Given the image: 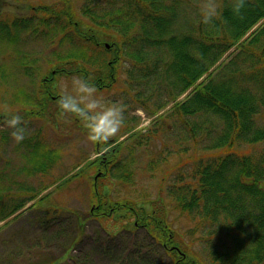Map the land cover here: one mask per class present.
<instances>
[{
	"label": "trees",
	"instance_id": "1",
	"mask_svg": "<svg viewBox=\"0 0 264 264\" xmlns=\"http://www.w3.org/2000/svg\"><path fill=\"white\" fill-rule=\"evenodd\" d=\"M101 1L84 0L82 20L74 18L70 0H64L67 6L60 11L36 7L35 14L50 15L41 19L49 30H39L29 17L13 25L0 23V38L14 41L12 36L31 28L40 38L47 35L54 40L60 29L63 40L57 46L69 47L58 52V58L98 90L117 82L121 63L132 65V81L141 85L153 82L147 100H152L164 86L173 103L172 115L183 116L186 133L180 137L190 142L186 146L182 141V149L176 152L190 151L189 155L174 170L166 168L174 172L167 195L175 201L178 211L192 219L201 216L208 220L202 227L210 222V227L215 226L212 234L226 235L227 240L220 236L216 242L208 240L206 259L193 250L194 243L187 241L183 233L162 223L168 215L163 199L151 202L154 208L148 211L145 206L134 207L137 202L112 200L110 193L104 194L103 190L96 193L99 204L95 216L122 212L127 217L130 212L135 213L138 223L148 228L174 264H264V151L250 152L245 147L264 141V124H259L264 116V0H246L240 16L234 15L231 0H222L220 18L209 25L200 22L199 7L190 0L185 4L190 16L187 14L183 23L178 16L184 3L179 0ZM14 27L20 30L13 32ZM226 54L230 58L228 64L219 63ZM24 66L32 67L28 63ZM65 73L70 74L64 67H56L47 76L41 92L45 99H40L44 109L53 96L59 99L56 77ZM167 104H155L156 112ZM187 116L191 118L186 119ZM134 135L139 136L135 133L130 137ZM31 147L35 159L39 145L34 143ZM120 148L122 145L108 151L114 157L112 162L122 161ZM42 159L35 170L47 174L57 157L52 150L44 149ZM3 191L5 188L0 192V221L28 202L21 200L9 209L2 203ZM35 197L32 195L29 200ZM130 226H136V222Z\"/></svg>",
	"mask_w": 264,
	"mask_h": 264
},
{
	"label": "rangeland",
	"instance_id": "2",
	"mask_svg": "<svg viewBox=\"0 0 264 264\" xmlns=\"http://www.w3.org/2000/svg\"><path fill=\"white\" fill-rule=\"evenodd\" d=\"M6 1L7 4L2 5L0 21L12 23L16 18L30 17L33 18L32 24L44 31L49 29L41 24V19L50 15L40 12L38 17L34 13V7L45 6L60 11L67 6L64 0ZM179 1L184 3L178 16L179 22L183 23L187 14L190 16V9H186V0ZM84 3V0H70L71 9L75 12L74 18L85 19L80 12ZM190 3L200 8L201 0H190ZM218 3L221 6L222 0H218ZM176 14L177 11L175 18ZM54 22L56 23V19ZM59 31L52 40L47 35L40 38L31 28H27L18 36H12L16 40L14 43L0 42V187L5 188L2 203L12 209L19 200H27L28 195H36L43 187L53 185L46 191L50 193V198L44 203L39 202L33 207L32 202H29L24 212L18 213L16 218L15 214L8 221L0 223V264H174L147 227L139 224L135 229H128L127 225L137 219L135 213L130 212L123 220L106 215L99 220L92 215L99 204L96 193H101L106 186L112 200L117 199L122 203L137 202L139 206L148 208V211L154 208L151 202L163 199L168 215L167 218H162V223L166 222L170 228L183 233L187 241L194 243L193 250L208 259V240L216 242L220 236L212 234L215 226L212 228L210 222H207V226L202 227L203 222L208 220L204 221L201 216L192 219L187 213L178 211L175 201L167 195L170 177H174V172L170 173L167 169L174 170V166L190 153H176L182 149V141L186 146L190 144L189 141L185 142L184 137H180L186 133L183 132V116L172 115L173 103L164 91V86H160L161 90L152 100H147L148 89L153 82L141 85L132 81L129 77L133 70L131 64L121 63L117 82L110 88L98 90V94L105 100H123L126 106L125 125L118 133L123 141L120 148L122 161L114 163L108 171L101 167L105 174L98 176L95 185L94 177L99 173L98 169L94 170L95 167L72 178L75 170L86 165L88 159L94 158L96 146L86 142L85 130L78 119L58 118L57 101L48 102L46 109L40 104V99H45L41 93L42 78L48 76L54 68L64 67L70 72L56 78L58 88L61 81L78 76L71 72L72 68L65 65L64 60L55 57L63 48L66 50L69 47L68 44L63 45V48L57 47V44L62 45L63 40L62 30ZM228 55L219 63L228 64ZM112 57L113 54L110 58ZM24 61L29 66L32 65L29 73L36 71V75L33 72L34 81L24 70ZM215 68L216 65L210 71ZM23 90L33 96L25 95L28 93L22 92ZM128 92L135 95L136 100ZM183 97L185 95L181 99ZM35 100L37 101L30 103ZM159 103L168 104L156 112L155 104ZM5 104L11 109V114H18L27 122L29 132L19 144L11 138V130L4 126L9 115L3 110ZM36 111L38 114L31 117ZM188 118L191 117L187 116L186 119ZM259 124H264V116ZM127 128H131V132L138 133L139 136L134 135L124 140ZM32 140L39 145L35 159H32L33 148H24ZM42 143L45 149L59 152L57 163L53 165L51 162L46 175H40L35 170L36 164H42ZM245 147L250 152H263L264 141ZM209 153L211 152L204 155ZM47 160L46 158L45 161ZM60 177L65 178L57 183L56 180ZM68 177L72 179L69 181L66 179ZM92 188L95 189L94 192ZM153 224L149 223L150 226ZM220 237L227 240L226 235Z\"/></svg>",
	"mask_w": 264,
	"mask_h": 264
},
{
	"label": "clouds",
	"instance_id": "3",
	"mask_svg": "<svg viewBox=\"0 0 264 264\" xmlns=\"http://www.w3.org/2000/svg\"><path fill=\"white\" fill-rule=\"evenodd\" d=\"M246 0H231L234 15L240 16ZM218 0H201L200 22L209 25L220 18ZM57 100L58 118L78 119L85 130V140L93 146H100L94 157H99L110 150L109 141L120 133L125 125L126 106L123 100L107 101L98 94V89L88 79L73 76L59 84ZM3 110L9 115L4 126L11 130L10 136L17 144L21 143L29 132L27 122L18 114H11L7 104Z\"/></svg>",
	"mask_w": 264,
	"mask_h": 264
}]
</instances>
